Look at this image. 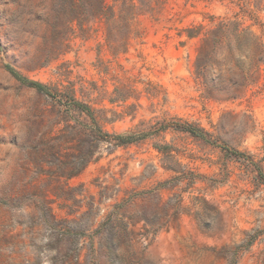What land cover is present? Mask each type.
Returning <instances> with one entry per match:
<instances>
[{"label":"rangeland","instance_id":"1","mask_svg":"<svg viewBox=\"0 0 264 264\" xmlns=\"http://www.w3.org/2000/svg\"><path fill=\"white\" fill-rule=\"evenodd\" d=\"M136 2L113 51L103 21L0 0V264H264V60L248 83L233 62L202 78L183 31L264 39V0Z\"/></svg>","mask_w":264,"mask_h":264},{"label":"trees","instance_id":"2","mask_svg":"<svg viewBox=\"0 0 264 264\" xmlns=\"http://www.w3.org/2000/svg\"><path fill=\"white\" fill-rule=\"evenodd\" d=\"M56 5L60 7L65 5V14L69 16L70 21H90L96 19L103 21L105 40L113 51L123 49L127 44V39L132 31L133 21L140 13V6L136 0H55ZM62 2V3H61ZM82 28L85 29L84 23ZM187 38H199L197 46V56L194 62L196 74L202 78L206 76L209 68L224 67L228 62H233L235 66L243 70L244 83L252 81L255 73L264 60V39L250 30L249 26L243 28L239 22L226 18H221L210 28L204 29L203 25L187 27L183 30ZM235 40L239 45H247L253 49L248 51H239L236 55L231 52L227 54L218 52L217 47L229 45ZM221 60L217 61V58ZM9 72L21 83L34 88L38 93L52 95L49 87L39 81L27 79L20 75L15 69L9 67ZM229 80V79H228ZM204 83V82H203ZM206 94H211L210 89H206ZM87 114L91 117L89 109ZM93 118V117H92ZM102 141L109 142L108 138L116 140L115 144H125L131 140L130 135H109L100 129ZM89 155L86 161L91 159ZM264 178L261 179L263 183ZM256 235L250 236L248 243H251Z\"/></svg>","mask_w":264,"mask_h":264}]
</instances>
